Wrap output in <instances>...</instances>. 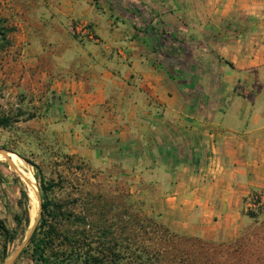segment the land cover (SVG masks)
Returning <instances> with one entry per match:
<instances>
[{"label":"crops","instance_id":"0c3cea01","mask_svg":"<svg viewBox=\"0 0 264 264\" xmlns=\"http://www.w3.org/2000/svg\"><path fill=\"white\" fill-rule=\"evenodd\" d=\"M55 1L97 36L56 86L69 153L171 232L237 238L264 192V0Z\"/></svg>","mask_w":264,"mask_h":264},{"label":"rangeland","instance_id":"374dc122","mask_svg":"<svg viewBox=\"0 0 264 264\" xmlns=\"http://www.w3.org/2000/svg\"><path fill=\"white\" fill-rule=\"evenodd\" d=\"M55 6V0H0V19L6 28L4 38L0 36V115L16 120L0 127V148L10 152L6 156L0 153V219L16 233L15 240L8 244L7 257L40 218V191L35 178L38 168L45 178L58 182L54 197L75 212L84 205L91 208L104 202L108 219L118 220L113 225L117 234L120 212L128 207L137 226L129 227L127 236L135 245L153 250L163 247L164 264H174L173 258H180L179 264H264L263 209L255 211L251 223L232 241H207L177 234L204 241L205 246L195 256L191 254L195 244L160 238L164 225L150 213L145 201L130 191L125 178L97 172L69 153L62 133L73 128L56 127L57 123H66L67 117L56 86L77 60L74 57L80 53V42L97 36L86 20L62 15ZM246 203L248 200L243 204L245 211ZM15 214L26 216L28 223L23 220L19 225ZM3 244L0 235V264L7 258L1 257ZM18 258L13 264H27L24 258Z\"/></svg>","mask_w":264,"mask_h":264},{"label":"trees","instance_id":"16d2710c","mask_svg":"<svg viewBox=\"0 0 264 264\" xmlns=\"http://www.w3.org/2000/svg\"><path fill=\"white\" fill-rule=\"evenodd\" d=\"M2 23L0 19V36L4 38L6 28ZM14 121L10 116L0 115V127H7ZM35 178L41 197L40 218L18 259L24 258L27 264H164L166 250L163 247L153 250L144 245H135L127 236L128 228L137 226V222L128 214V207L120 212V231L117 234L113 225L118 220L113 222L108 219L109 211L104 202L94 204L91 208L84 205L81 211L75 212L66 202L54 197L58 182L45 178L38 168ZM18 204L22 205L19 201ZM247 214L251 217L255 215L251 211H247ZM14 220L19 225L23 220L28 223L26 216L22 218L17 214ZM164 227L161 226L160 234L163 237L160 238L174 243L183 241L195 244L196 247L191 249V254L195 256L205 246L202 240L178 237ZM0 235L4 240L1 257L5 259L8 256V244L15 240L16 233L7 228L2 219ZM173 262L179 264L181 260L173 258Z\"/></svg>","mask_w":264,"mask_h":264},{"label":"water","instance_id":"95a60500","mask_svg":"<svg viewBox=\"0 0 264 264\" xmlns=\"http://www.w3.org/2000/svg\"><path fill=\"white\" fill-rule=\"evenodd\" d=\"M0 153L6 156L10 152H8L4 148H0ZM37 198L39 200V211H40L41 210V198H40V195H37ZM34 227H35V224L31 228V230L29 231V233H28L27 237L25 238V240L20 244V246L12 254H10L9 257L6 258V260L3 262V264H13V262L19 257V255L21 254L23 248L25 247L29 237L31 236V234H32V232L34 230Z\"/></svg>","mask_w":264,"mask_h":264},{"label":"built area","instance_id":"2783aa9c","mask_svg":"<svg viewBox=\"0 0 264 264\" xmlns=\"http://www.w3.org/2000/svg\"><path fill=\"white\" fill-rule=\"evenodd\" d=\"M247 200L246 211L255 213L258 209L264 210V192H253Z\"/></svg>","mask_w":264,"mask_h":264},{"label":"bare ground","instance_id":"6f19581e","mask_svg":"<svg viewBox=\"0 0 264 264\" xmlns=\"http://www.w3.org/2000/svg\"><path fill=\"white\" fill-rule=\"evenodd\" d=\"M33 193V192H32ZM33 199V198H32Z\"/></svg>","mask_w":264,"mask_h":264}]
</instances>
